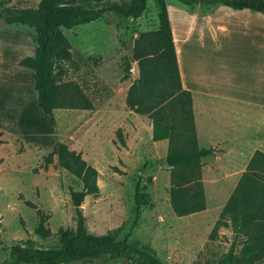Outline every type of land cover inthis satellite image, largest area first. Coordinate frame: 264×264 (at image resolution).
Returning a JSON list of instances; mask_svg holds the SVG:
<instances>
[{"label": "rangeland", "instance_id": "obj_1", "mask_svg": "<svg viewBox=\"0 0 264 264\" xmlns=\"http://www.w3.org/2000/svg\"><path fill=\"white\" fill-rule=\"evenodd\" d=\"M37 2L0 0V6L34 7ZM156 10L155 2L147 0L141 15L127 18L121 27L116 26V17L105 14L63 30L70 43V58L59 62L58 80L77 85L92 103L91 110L56 109L50 120L23 90L10 86L7 78L14 74L9 63L0 64V124L4 127L0 130V263L9 261L11 246L25 239L31 240L32 247L59 248L57 230L75 227L69 190L80 189L79 180L56 166L54 159L42 168V157L55 141L79 152L97 171V193L86 195L80 204L88 233L115 230L117 240L147 245L167 264L217 263L230 251L237 253L240 238L230 227L220 226L213 238H208L229 192L215 191V177L205 169L206 209L175 216L168 202L163 144L151 140L149 119L125 106L126 90L138 75L131 58L132 41L138 32L154 29ZM10 25L11 30L31 33L29 26ZM10 40L16 52L27 48L21 37ZM116 129L124 146L115 135ZM138 177L146 186L149 204L136 213L133 194ZM36 209L47 215L44 226L50 235L46 238L33 232L38 221ZM67 264L135 263L126 257L103 255Z\"/></svg>", "mask_w": 264, "mask_h": 264}, {"label": "trees", "instance_id": "obj_2", "mask_svg": "<svg viewBox=\"0 0 264 264\" xmlns=\"http://www.w3.org/2000/svg\"><path fill=\"white\" fill-rule=\"evenodd\" d=\"M147 0H38L34 7L0 6V22L19 23L31 28L34 43L32 56L18 61L32 71L33 89L39 110L52 120L54 109L91 110L92 103L69 81H59L57 66L70 58V43L63 33L111 14L121 27L127 18H137L145 10ZM157 7V27L140 31L132 41L131 58L138 75L129 84L125 106L136 114L145 115L151 124V140L166 139L164 161L168 167V202L175 216H185L205 209L201 179V158L211 148L197 145L190 91L182 88L177 69L175 51L166 12L167 0H153ZM185 6L211 7L224 5L233 9L249 8L264 14V0H174ZM128 68V65H127ZM2 132L0 131V143ZM115 135L124 146L120 130ZM42 168L55 160L80 182V189L69 190L74 208L73 230H57L59 248L32 247L25 239L10 249V260L0 264H67L79 260L96 259L103 255L126 257L135 264H167L143 244L117 240L115 230L100 235L87 232L80 204L86 195L98 191L97 171L81 154L55 141L42 157ZM1 160V159H0ZM140 177L134 186V210L149 204L145 184ZM150 182V177L146 178ZM26 205H34L25 201ZM38 221L33 232L46 238L50 231L45 227L47 215L36 209ZM220 226L230 227L240 238L237 253L231 251L217 263L209 264H260L264 259V153L255 150L244 170L222 205L208 238L212 239Z\"/></svg>", "mask_w": 264, "mask_h": 264}, {"label": "crops", "instance_id": "obj_3", "mask_svg": "<svg viewBox=\"0 0 264 264\" xmlns=\"http://www.w3.org/2000/svg\"><path fill=\"white\" fill-rule=\"evenodd\" d=\"M173 1L165 5L180 83L191 93L197 145L212 149L201 158L202 185L207 169L215 177L213 189L230 194L253 151L264 153V14ZM10 27L0 23V64L9 63L10 86L23 90L34 105L32 71L18 64L33 55L34 43L27 32ZM13 37H21L25 51L16 52ZM154 142L166 150V139Z\"/></svg>", "mask_w": 264, "mask_h": 264}]
</instances>
